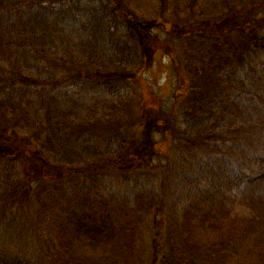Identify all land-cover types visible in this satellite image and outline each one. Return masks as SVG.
I'll use <instances>...</instances> for the list:
<instances>
[{
	"label": "trees",
	"instance_id": "trees-1",
	"mask_svg": "<svg viewBox=\"0 0 264 264\" xmlns=\"http://www.w3.org/2000/svg\"><path fill=\"white\" fill-rule=\"evenodd\" d=\"M157 50L180 75L201 70L197 107L185 125L158 105L124 123L137 84L153 108L142 73ZM156 115L165 140L138 145L200 146L166 207L150 182L117 183L98 162L113 145L134 150L131 122L146 135ZM26 204L37 248L70 264H140L135 237L152 210L167 264H264V0H0V264H35L11 234Z\"/></svg>",
	"mask_w": 264,
	"mask_h": 264
},
{
	"label": "rangeland",
	"instance_id": "rangeland-1",
	"mask_svg": "<svg viewBox=\"0 0 264 264\" xmlns=\"http://www.w3.org/2000/svg\"><path fill=\"white\" fill-rule=\"evenodd\" d=\"M147 18L151 19V14H149ZM140 21L142 20L140 19ZM160 33L161 31H158V34ZM176 60V57L172 59L163 51L157 50L155 52L153 63L142 73V78L145 80L149 92L152 93V99L148 98V102L153 104V108L144 107L146 99H142L144 93L139 84H137V95L132 103V106H134L133 109L118 110L117 116L122 122L127 123L135 119L138 113L140 116H144L147 111V114L156 113V105H158V109L165 108L166 110L174 111L178 116V120L182 121L183 111L195 109L197 107L194 99H199L203 88H205V86H202L203 82L199 80L201 70L196 69L197 72L191 74L188 72L193 68L189 67L185 76L180 75V73L176 71L178 64ZM189 80L199 83V86L195 85V87L191 86L185 89V83ZM183 91L184 93L187 92L188 95H182ZM192 93L194 94L192 95ZM177 98H179L178 102L176 101ZM156 119L157 115L155 119L148 121L149 130L146 135H143L145 128L142 126V122L139 121L140 118L131 122L129 129L133 136L132 140L135 143V146H132L134 150H132L129 145L126 147L127 149H125V151H123L122 148L116 150L117 146L113 145L108 155L98 162L110 164L113 172H121L119 175H116L117 183H123L125 176H127L126 184L131 187L139 182L144 185L150 182L153 185L154 191H157L159 194L158 199L162 207H166L171 199V195L168 193L169 188H172V185L176 183L175 172L184 168L189 170L191 167L190 163L181 162L182 164H180V161L183 158L194 161L199 155L200 146H195L192 150H187L185 148L177 149L174 147L170 150L169 148H165L163 143L160 150L165 152L157 155L156 150L154 152L153 149H150L144 144L138 145L136 142L146 136L150 138L151 143L154 142V148L160 144L158 143L159 141L165 140L162 135L164 133H159L156 130ZM182 125H185L183 121ZM147 151L148 153L152 151L153 154L146 159L145 157L148 154L145 155L142 162L135 161L140 160L142 153ZM133 152H136L135 156H130ZM157 168L158 170H156ZM48 172L52 173V170H48ZM33 180L35 181L33 187L42 186L44 189L47 188L44 183L39 184L36 179L33 178ZM162 184L164 185L163 195L161 194L162 187L160 186ZM152 197L156 200V195ZM25 207L27 211L15 214L16 219L21 220V231L16 234L15 231L12 230L11 234L16 241L14 242V239H10V242H14L13 244L17 243L19 245L18 247H24L25 252L29 254L30 259H32L35 264H70L67 262V259H65L66 256L64 255L58 259L55 258L52 253L53 257L51 254H49V256L45 255L43 249L37 248L35 242L39 240V237H37L39 225L35 224V219L37 217L36 211L28 204H26ZM241 210L240 208V212ZM144 217L146 227L140 230L138 236L135 237V239L139 241L138 249L141 253L140 264H167L166 261L170 257L171 247L166 224L161 223L160 225L158 223L153 210L146 213ZM156 244H159L160 250H156Z\"/></svg>",
	"mask_w": 264,
	"mask_h": 264
}]
</instances>
